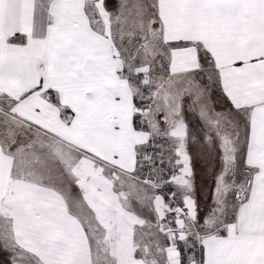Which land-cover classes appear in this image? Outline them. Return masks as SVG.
I'll use <instances>...</instances> for the list:
<instances>
[{
  "label": "snow or ice",
  "instance_id": "6c2138e0",
  "mask_svg": "<svg viewBox=\"0 0 264 264\" xmlns=\"http://www.w3.org/2000/svg\"><path fill=\"white\" fill-rule=\"evenodd\" d=\"M0 264H264V0H0Z\"/></svg>",
  "mask_w": 264,
  "mask_h": 264
}]
</instances>
